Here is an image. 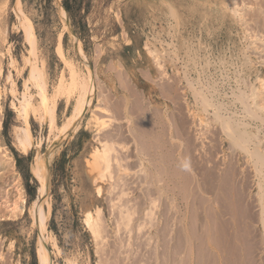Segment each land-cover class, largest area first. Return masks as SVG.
Segmentation results:
<instances>
[{
  "label": "rangeland",
  "instance_id": "374dc122",
  "mask_svg": "<svg viewBox=\"0 0 264 264\" xmlns=\"http://www.w3.org/2000/svg\"><path fill=\"white\" fill-rule=\"evenodd\" d=\"M16 1L17 0H0V66L2 69V73L0 74V157H2L3 159L6 158V163L0 165V177H2V179L4 180V189H6V192L9 191L8 193L10 196L16 193L18 184H21L26 195V210L23 211V214L14 218L10 217L5 210L0 211V264H39V250L42 245L43 239L45 240V244L47 247L46 249L49 252V257L53 264H67V260L69 259L75 260L77 264H131V262L132 264H141V261L143 262L142 264H221L222 259H225L223 260L224 262L222 261L224 264L228 258L234 259L236 257V254L234 253L236 252V249H238V247L241 249L237 250L238 253L236 252L238 255V257L235 258L236 261H234V259L232 262L231 259H228V263L226 264H238L237 261L239 262V260L241 262H239V264H243L242 244L236 241L237 239L232 240L234 239L232 235L235 232L233 224L235 223V220L231 213H235L234 208L229 202V206H226L228 199H225L223 194L219 191L218 194H220L217 197V190H213L214 186H210L212 189L209 187V185H213L214 182V171L212 172V169L214 170V160L216 159L217 162L222 161V157L220 156L221 151L216 152V154L214 155V108L211 105L203 106V103L200 102L199 99L195 98V88H202L201 90L203 91L204 95H206L209 99L211 98L210 100L212 104H214L215 94L216 101L221 100V102L227 103V101L231 100V93L229 92H232V89L237 86L238 79L241 78L239 80V83L243 84L242 80L246 81V78L248 77L246 75H249V83L254 82L253 80L254 78H256L255 71L262 65L259 64L261 58H259L260 60L256 58L258 57L256 56L258 54V50H253L254 47L250 45L251 38L244 39V37H246V30L250 32L252 29L250 30L249 28L254 29L253 26H255L256 23L260 22V19L263 20L264 17H262V10L260 7H264V0H245L244 2L246 4L242 0H237L238 2L236 1L238 6L241 5L239 7L242 9L241 12L243 11L242 13H244L246 11V24H249H244L246 28L243 25H240L242 24V22H239L238 18L233 15L232 9H229L230 5L228 4V1L231 0H68V3L72 7L73 17H71L63 7V0H19L20 16H17L16 13L18 6ZM256 3L258 4V7L260 9L257 7ZM243 4L245 6V10ZM249 5H252L253 8L249 7L250 9H246V7H248ZM257 10L261 14L257 13ZM234 16L236 17V19ZM251 18H255V20L252 19L253 21H256V18L260 19L253 24ZM24 22L28 23V25L31 27V34L33 38L31 43L26 39V32L22 25ZM258 25L259 26H257L256 24V31L258 30L257 27L260 28L261 26L260 23ZM244 28L246 30H244ZM75 31H77V33ZM143 42H145L144 45ZM254 42H256V44L258 42L257 45H260V43L262 45V42L259 43V40H255ZM247 43L254 52L249 49ZM261 45L260 49H264V43L262 47ZM246 46L248 47V49L246 48ZM33 50L36 54V57H33L32 55ZM148 50L154 51V53L158 54V59L161 60H159L160 63H163V68L165 67V77L161 74V70L159 68H156V62H153L155 60L153 56L149 54ZM248 53L250 54L248 55ZM253 53L256 54L253 55ZM261 54L264 55V51ZM34 58H36L37 66L39 65L38 67L40 68V70L42 69L41 72L43 73L44 81L46 82V93L48 96L52 97V100L55 99L53 94L55 92V87L60 79V76H63L62 78L65 84H67L71 78L72 71L75 72L74 75L78 80L84 79L87 82L90 91L94 92L90 101V105L84 112L82 118L77 121L78 127L74 131L70 129L65 134H63L60 133L58 129L50 130L46 120L42 118L41 115L43 112L39 105L40 98L37 94L38 91L32 84V82L29 81L30 62H28L27 60L32 62L34 61ZM254 62L257 64V66L254 64ZM251 63H253L252 66ZM158 69L160 72L158 71ZM120 71H123L122 74L124 73L123 75L126 76V79L128 81H130L129 83L131 87L134 89V91H136V93H138L140 97V103L142 102L143 104L140 106L141 108L138 106V104H135L137 106L135 107L134 105H132V102L125 103V100H123V98L125 99V93L121 91L120 87L118 86L117 78L115 77L120 73ZM8 74H10V79L7 78ZM161 75L162 77L160 78ZM235 77L237 80L235 79ZM215 80L217 83H215ZM164 84L167 86H165ZM158 85L162 86V88ZM108 87L111 89H108ZM26 90H28V92L32 95L31 99L34 105L33 108L35 110L31 109L29 111L27 122H24V116H18V110L20 106V100L22 99V93ZM207 91L211 92V96ZM227 91L228 93L226 94ZM62 93L58 97H56L55 100L57 126H61V124L69 120L70 113L72 112L73 106L75 104L78 91H76L69 98H67V94ZM219 94L221 98L218 97ZM105 95L109 97L107 98V100H110V98L112 99L110 101H113L111 102V104L113 107L115 106V115L117 118H120V121L118 120L117 122H115L114 126L116 127H112V130H118L121 127V130H116V137L120 138V140L122 141L126 140V143L130 144V149L128 148L127 150L129 152L126 153L128 156H130V159H128V161H130L129 165L131 164L130 168L132 165L134 167L131 168L132 171L137 167V165H139V161H141V159L143 158L144 159L142 160V162L144 161V168L145 166H147V169L150 170V172H153L152 164H155L154 172L159 170V160H156L157 164L155 161L158 156H154L156 148L152 143L153 140L150 142L149 140H146L148 138L150 139L151 135L150 137H146L144 135L145 138H142V132L144 130L149 131L150 129H152V127L155 126L159 128L158 125L154 126V123L161 122L162 117H164L162 115H165L168 122L174 120V118L171 119L172 117H174V115L178 116L177 119L180 118L183 122L185 119V123L186 121H188L186 124L184 123V125H186L185 132L187 131L184 135L185 137H182V139H180V141L182 143L184 142L183 144H185L182 145V149H185H183V155L184 151L188 149L187 147L189 144L188 141L184 140H188V138H190L191 141H194L192 143H195V151L193 152L194 155L198 158V160L199 158H201L199 161H205H201V164L199 162L198 164L200 165H197L198 167L194 169V166L191 165L192 162L187 157V160H189L185 161L187 162V164L183 162V167L181 166L178 169L176 168V172L185 177L177 175L174 178L172 176L177 174L173 173L175 172L174 168L178 165H175L171 158L166 159L168 160L167 165L169 164L167 169H171L169 171H171V173L173 174H171L169 177H172V180L180 179L181 182L183 181L182 186L186 185V189H189V187H192L194 185V182L192 183V178H194V176H196V180L199 179L197 181L199 184H197L200 190L198 189L199 191H197V197L193 200L191 199L193 202L192 210L191 208L190 210L188 209L191 204L187 208H185L182 203L183 208L180 206V209L184 214H186L185 216L183 213V215L179 213L180 216L177 214L179 216L177 220H182L183 218L185 219L183 220V222L185 221L184 223L186 224L183 225L181 221H179L180 223L177 222V220L175 219L177 218L176 208L173 206V203L171 204L170 202H168L170 200V197H168L169 199H167L165 198V196H163L161 197L162 200L160 198L157 202L162 203H159V209H157L158 207L156 209L154 208L158 212H156V215L154 217L155 219L152 220V226H150L149 223L146 224L145 227L147 229L144 227L142 230L140 229V232L138 230V237L136 236L137 231L135 230L137 228L135 225H138L139 222L147 220L145 217V211L150 206L149 204H147V200L153 197L154 194L152 195V191L155 193L156 197L158 195V188H156L158 182L157 180L162 175L160 174V176H157L158 172H153L154 175L148 172L150 175L148 176L146 170H144V172L140 171L141 173H143V175L146 174L144 177L148 176L147 179L149 182L153 181L151 182L152 184L149 183L150 188H155L153 190L146 187L148 186V182L146 183L144 181L146 178H144L143 175L139 174L140 172H138L140 176H138L137 174L135 177L136 173L134 172L138 170H134V175L132 176L136 179L132 180L133 177L129 176L130 174L128 175L130 179L125 175L123 176V181H125L126 183H124L127 185H121L124 183H122L123 181L120 180H118L119 184L117 185V181L114 180L116 182H114V184L117 185L116 189H110L107 188L109 187L108 182H104L103 189H105L102 192L103 194L100 197H97L96 194H94L92 183L88 181L84 175V160L86 157H88L90 149L95 143V141L93 140V133L96 128H99V124L97 125V121L94 120L93 122H90L89 118L94 112L93 108H98V106L95 105L99 103V101V104H104V102L106 101ZM103 99H105V101ZM198 101L202 104H200ZM118 103H124L122 104V107L126 106V110L125 108H121V105L117 106ZM177 105H179L178 108H176ZM129 106H131L132 111H129ZM146 106H148L147 109ZM138 107L139 110L141 109L140 111L138 110ZM142 109H144L145 111L148 110L147 113L145 111H142ZM98 111L99 110H97L96 114L101 115V113L98 114ZM132 112L134 113V115H132ZM140 112L142 114L138 115V113ZM125 114L131 119L130 121L133 124L130 121H127V119H125L124 121L121 118ZM183 115L185 116V118ZM193 115L195 118L201 116L204 121H206L207 119L208 121L206 122H208L209 124L205 126L202 123V126H195L197 125V123H195L196 121H194L195 118L193 117ZM134 116L136 117V119H134ZM140 121H144L143 123L146 122L145 124H147L148 126H145ZM94 124L96 126H94ZM22 125L31 132L33 138V144L26 153H24L17 146L15 138V133L18 126ZM150 125H152V127ZM128 126H131L134 129V136H136V139L133 138L129 133ZM134 126L136 127V129L138 127L139 130H136ZM120 132L121 134H123L122 137L125 135L124 140L123 138H121ZM198 133H202L199 137L201 139L196 138L195 134L198 135ZM137 134L139 135V139L137 138ZM172 141L176 142L175 139H173ZM140 145H143V147ZM152 145L154 147H152ZM226 147L227 146H225V149ZM119 152L122 153L121 155H123L122 151ZM146 152H148L149 156ZM168 152L169 149L168 151H166V153ZM205 152H209L207 154L208 157ZM4 153L6 156H10L11 160L7 157L4 158ZM38 153L41 156L42 167L39 174L34 175V173L32 172V166L34 164L35 156ZM28 154L30 155V159L24 160L22 162V170L26 171L27 167L29 168V173L31 175V191H35V197L33 199L31 195L28 194L24 185V180L22 178V172H20L16 165L17 156ZM166 155L168 157H172V154ZM184 156L186 158V155ZM201 156H203L204 159ZM209 156H211L212 160H209L211 159ZM205 157H207L208 159ZM46 158H48V168L46 167ZM206 159L208 160V163L206 162ZM205 162L206 164H204ZM241 163H243V161ZM211 164L212 166H210ZM170 165L172 168L170 167ZM138 167L140 168V166ZM113 169L114 173H117V171L115 172V165ZM169 171L167 173L170 174ZM151 175L153 177H151ZM190 176H192V178ZM189 177L192 179L191 183L189 181H185L186 179L188 180ZM115 178L116 177H114V179ZM143 178L144 180H142ZM33 179L36 182H34ZM136 180L138 182H136ZM139 183H141L142 185H139ZM144 183H146L147 185ZM252 183L254 182L250 183L251 188L249 190H253L255 192L256 186ZM158 184H161V182H158ZM118 186L119 188L121 187V189H119ZM169 186H173V181L171 182L170 180ZM130 187L133 188L131 189ZM142 187L143 189H148L149 192L146 191V194L148 192L147 196L144 194L145 192H142ZM126 188H128V191L126 190ZM202 188H204V190ZM1 189L2 188H0V190ZM183 189H185V187ZM207 189H209V192H207ZM117 190H124L125 192H127L126 195L128 197L123 196L122 198H120V201L122 203L115 201V198L118 196L116 195L118 192ZM185 190L182 191L184 194L182 195L186 198V196L189 194L188 191H190L191 188L186 193ZM210 191H212L213 193L211 194ZM41 194L43 195L41 196ZM143 194L148 199L143 196ZM150 194L152 195L151 197L149 196ZM185 194L187 195L185 196ZM253 194L254 193H252V195ZM222 196L224 199H220L222 198ZM144 197L147 200L145 199V201H143ZM133 198L135 201L132 200ZM164 198L168 201L164 200ZM207 198H210V202L209 200H207L208 203H206L207 201L205 202L204 200ZM217 200L222 201V203H219L223 206H226L223 210V212H226L225 216L228 214L227 209L229 211L232 210L229 212L230 215L228 214L227 217L223 216L224 218L221 217V219L219 216H216V214L220 215L218 213H220V211H222L221 209H223L222 205H220ZM117 201L119 200L117 199ZM124 201H129L127 202V204L129 205L133 204L134 208H131L130 206L129 207L130 209L134 210H138L137 208H135V206L137 205L134 204H138L139 207H141L142 205L141 209L138 207L139 210L136 212L134 211V213L136 214H133L134 220H131L132 222L130 223L132 227L129 225V229L125 228V226L123 227L119 223V226H117L118 224L115 223L120 217L119 211L123 208L121 204L126 203ZM194 201H196L198 205L196 202L194 204ZM214 202H216V205H214ZM34 203L43 208L45 214L44 232H42L40 227L33 224L32 217L29 213V209ZM254 203L256 202L254 201ZM113 204H115V206H113ZM167 204L172 206L170 207ZM205 204H208L209 207L211 205L213 206H211L213 210L210 207L209 211L212 212V214L215 213V215H211L209 211H207L209 207H207V205ZM94 205L99 206L102 209L100 213L102 217H100L103 225L102 229L104 228L102 233L103 239L99 240V243L97 242V244L92 239L90 232L83 223V211L87 207ZM118 205L122 208L120 209ZM144 205L145 208L143 207ZM196 205L197 207L199 206L198 210ZM201 205H203L202 208L204 209H200ZM219 205L222 208H220ZM123 206L127 205L125 204ZM167 206L170 208H168ZM216 206L218 209H216ZM143 208L145 211L143 210ZM165 208H168L167 212ZM123 210H125V208ZM168 213L170 215H166ZM171 213L173 214V216H175L174 219L171 217ZM205 214H208L209 216H206ZM163 215L166 216L164 217ZM210 216H213V218L217 220L219 218V221H214L215 223H220H216L217 229L215 228L216 225L212 223L213 220L211 219L213 218L211 217V219H208L210 218ZM191 218L194 220H192ZM205 218L208 219V222ZM227 218H231L229 219L231 221L227 220ZM157 219H159V223L157 222ZM203 219H205V222ZM170 220H172V223L175 221L174 224L169 222ZM191 220L192 222H190ZM223 220L232 223L227 224ZM118 222L120 221L118 220ZM155 222H157L158 224ZM176 222L179 224H177ZM221 222L222 224L224 222L226 223V225L223 224L225 225V229H223ZM175 223L179 225L177 227L182 234L177 230V227H175ZM171 225H174V227H172ZM182 225L183 227L185 225L186 226L183 228ZM211 225H213L214 227H211ZM220 225L221 227L219 228ZM231 225L233 229L232 227H230ZM120 226L122 227V229ZM164 226L166 230L169 228L168 230L172 229L171 231L176 233L177 237L175 234L174 235L177 240L173 238L174 235L173 233H170L171 231L167 232V235H165L166 239L169 238V236H171V239L169 238L170 240H163V237H165L163 234H165L166 231ZM168 226H170L171 229ZM197 227H200L201 229H198ZM207 227L209 230L207 229ZM228 227L234 231L232 232L229 229V232L232 233H229V236H227L226 234V232L228 233ZM134 228L136 229L134 230ZM187 228L189 230V233L191 232V236H188L190 234H188L186 230L184 231L185 236L183 235L184 232H182V230ZM214 228L218 231H220L221 229L222 231H220V234L223 233V236L224 231L226 230L225 234L227 237L224 236V238L228 243H223V247L221 246V243L217 241L218 238L216 237L217 235L219 236V232L216 233L217 231L215 232ZM124 229H127L128 232L127 230L124 231ZM204 229H206V231ZM129 230H131L132 232L130 231V233ZM214 232L216 234V237ZM168 233H170L171 235L168 236ZM128 234H130L132 237L130 235L128 236ZM146 234L148 236H145ZM161 234L163 235L162 237H160ZM230 236L231 238H229L230 240L228 241V237ZM52 237L58 244V247L60 249L59 252L55 250L52 245ZM147 238L148 240L150 238V243H147ZM178 239L180 240L179 242H183V246H180V248L179 245L181 244L178 245L179 242L175 243V240L178 241ZM127 241L131 245L128 243V246V244L126 243ZM164 241H166V243ZM215 241L219 244L215 245ZM230 241H236L235 243L233 242L236 245L230 243ZM226 243H230V246H227ZM140 244L142 245L139 246ZM231 244L235 247H238L235 248ZM176 246L179 249H177ZM216 246L221 247V249L218 247L220 251L225 247V249L228 250H224L226 252L229 251L227 252L228 254L230 253V251L233 252L234 249L235 251L233 252V254L230 253L229 257L227 253H225V251H221L220 253L218 251L219 249ZM231 246L234 249H229V247ZM260 246L261 245H259V247ZM262 247L261 249L263 251L261 249H258V251H260L257 258H259V256L263 254L261 257L264 259V247ZM188 248L190 249L188 250ZM166 250L167 254L164 253L166 252ZM172 250H175L177 253L180 252L179 255H175L176 252H173ZM154 252L156 255L158 254L159 257H161L162 255V258H158V255L156 257V255H154ZM171 252L174 254L173 256H175V258L178 257V260L175 259L176 261H174L172 255H170ZM217 252H219L220 254L225 253L223 257H225V255L226 257L218 258L217 256L219 255V253L217 254ZM129 255H132V257H130ZM165 255H168V258ZM214 255L217 256L214 257ZM231 255L235 256L232 258ZM239 255L241 259H239ZM164 256L165 258H167L166 261L168 262L164 261ZM179 256L182 258H180ZM133 257L137 260L135 261L134 259H132ZM171 257L173 260L171 259ZM170 261H172V263Z\"/></svg>",
  "mask_w": 264,
  "mask_h": 264
},
{
  "label": "bare ground",
  "instance_id": "6f19581e",
  "mask_svg": "<svg viewBox=\"0 0 264 264\" xmlns=\"http://www.w3.org/2000/svg\"><path fill=\"white\" fill-rule=\"evenodd\" d=\"M236 1L237 0H231V1H228L229 3V9H232V12H233V15H235L237 18H238V21L239 22H242V24H240V25H243L244 26V24L245 25H249V24H246L247 23V20L245 19L246 17H245V13H246V11L244 12V13H242L241 12V8H239L240 6H238V4L236 3ZM243 2L245 1V0H242ZM17 2V6H18V9H17V16H20V9H19V4H20V1L19 0H17L16 1ZM238 2V1H237ZM245 3V2H244ZM132 4V3H131ZM246 4V3H245ZM257 4V3H256ZM254 5V4H253ZM243 6H244V4H243ZM260 6V5H259ZM127 7V6H126ZM249 7H251V8H253L252 7V5H249L248 7H246V9L248 8V9H250ZM257 7H258V4H257ZM259 8V7H258ZM261 8V10H262V17H264L263 15H264V10H263V8L262 7H260ZM259 8V9H260ZM244 10H245V6H244ZM260 10V11H261ZM22 11V10H21ZM22 13V12H21ZM257 13H259V11L257 10ZM259 14H261V13H259ZM234 16V17H235ZM236 17H235V19H236ZM257 17V16H256ZM20 18V17H19ZM261 18V17H260ZM259 18V19H260ZM21 19V18H20ZM19 19V20H20ZM253 18H251V20H252ZM259 19H257L256 18V21H253V20H255V18L252 20V23L254 24V23H256L257 22V20H259ZM261 21L260 22H258V23H256L257 24V26H259L258 24L260 23V28L259 27H257L258 28V30L256 31V24H255V26H253L254 27V29L253 28H249L251 31L249 32V31H247L245 28H246V26H244L245 28H244V30H246V37H244V39H246V38H251L252 39V41H251V39H250V45H252V47H254V49L253 50H255V51H257V55L256 56H258V57H256L257 59H259V58H261V60H260V63L259 64H262L261 65V67H259L258 69H256V71H255V76H256V78H254V82H251V83H249V79H248V77H250L249 75H246V76H248L247 78H246V81L244 80H242V83L243 84H240L239 83V80L241 79H236V77H235V79L238 81V84H237V88L235 89V88H233V89H235V90H233L232 88V92H229V93H231L230 95H231V100H229V101H227V103L226 102H221V100L220 101H216L215 100V95H214V104H212L211 103V98L209 99V98H207V96L206 95H204V93H203V91L199 88H195V98H197V99H199L200 100V102H202L203 103V106H207V105H211L213 108H214V111H213V114H214V155L216 154V152H218V151H221V154H220V156L222 157H220L221 159H222V161H216V159L214 160V170L212 169V172L214 171V178H213V176H212V178H213V180H214V182L213 181H211V182H213V185L211 184V185H209V187L211 186H214V188H213V190H217V192H216V194H217V197L219 196V194L220 193H222L223 194V196H224V198L225 199H228L227 200V203H226V206L228 205L229 206V204H228V202L232 205V207L234 208V212L235 213H231L232 215H233V218H234V222L235 223H233L234 224V230H235V232L233 231V230H231V228H229L228 227V233L226 232V230L224 231V236H226V234H227V236H229V233H231V232H229V229L232 231V232H234V234L232 235V237L234 238V239H232V240H236V241H238L240 244H242V250H243V252H242V255H243V258H242V263L243 264H264V259L261 257V256H259V258H257V256H258V254H259V251H258V249H261V247H262V245H263V247H264V55H262L261 53L264 51V49H260V45H261V43L260 42H262V45H263V43H264V18H263V20L262 19H260ZM237 22V21H236ZM250 23V22H249ZM239 24V23H238ZM23 27H24V29H25V32H26V39L28 40V41H30V43H31V41L33 40V38H32V34H31V27L28 25V23H26V22H24L23 24ZM21 25V26H22ZM16 27H18V26H16ZM168 27V26H167ZM251 27V26H250ZM243 32H245V31H243ZM169 33V32H168ZM178 33V32H177ZM171 35V34H170ZM245 35V34H244ZM182 39V38H181ZM172 40V39H171ZM255 40H259V43H260V45H257L258 44V42H257V44H256V42H254ZM165 41V40H164ZM173 41V40H172ZM34 43V42H33ZM144 43L145 42H143V45H144ZM184 43V42H183ZM249 43V42H248ZM248 43H247V45H248ZM257 46H256V45ZM262 45H261V47H262ZM146 46V45H145ZM249 46V45H248ZM35 47V46H34ZM263 47H264V45H263ZM246 48L248 49V47L246 46ZM245 48V49H246ZM7 49V48H6ZM244 49V50H245ZM249 49H251L250 48V46H249ZM151 50V49H150ZM186 50V49H185ZM252 50V49H251ZM252 50V52H254ZM137 51V50H136ZM149 51V50H148ZM248 52H249V50H248ZM162 53H163V51H162ZM207 53V52H206ZM251 53V52H250ZM250 53H248V55L250 54ZM149 54H151V56H153V58H154V60L155 61H153V62H156V68H159L160 70H161V74L164 76L165 75V67L163 68V66L164 65H162L161 63H160V59H158V54L157 53H154V51H149ZM252 54V53H251ZM254 54H256V53H253V55ZM32 55H33V57H36L35 55V52H34V50H33V53H32ZM32 55H30V56H32ZM195 55V54H194ZM180 56V55H179ZM189 56V55H188ZM192 57V56H191ZM246 57V56H245ZM193 58V57H192ZM248 58V57H247ZM195 59V58H194ZM249 59V58H248ZM160 60V61H159ZM164 60V59H163ZM173 60V59H172ZM181 60V59H180ZM26 61V60H25ZM28 62H30V78H29V81H31L32 82V84L36 87V89H37V91H38V95H39V98H40V100H39V105H40V107H41V109H42V118L43 119H45L46 120V122H47V124H48V126H49V129L50 130H53V129H58L59 130V132L60 133H63V134H65L68 130H70V129H72L73 131L78 127V123H77V121L79 120V119H81L82 118V116H83V114H84V112L86 111V109L88 108V106L90 105V101H91V98H92V95H93V93L94 92H92V91H90V89H89V86L87 85V82L84 80V79H80V80H78L77 79V77H75V72L74 71H72V73H71V78H70V80L68 81V83L67 84H65V82H64V80H63V76H60V79H59V81H58V83H57V85H56V87H55V92H54V97H55V99H53L52 100V97L51 96H48L47 95V93H46V82L44 81V77H43V73L41 72V70H40V68L37 66V64H36V58H34V61H29V60H27ZM26 61V62H27ZM175 61H176V59H175ZM226 61V60H225ZM207 62V61H206ZM248 62V61H247ZM251 62H252V60H251ZM262 62V63H261ZM185 63V62H184ZM249 63H250V61H249ZM230 64V63H229ZM252 64L253 63H251V66H252ZM254 64L257 66V64L254 62ZM41 65V64H40ZM214 65V64H213ZM245 65H246V63H245ZM259 66V65H258ZM205 67V66H204ZM42 68V67H41ZM246 68H247V66H246ZM249 68V67H248ZM123 69V68H122ZM159 69H158V71H159ZM236 69V68H235ZM116 70H117V68H116ZM184 70V69H183ZM245 71V70H244ZM248 71V70H247ZM246 71V72H247ZM123 72V71H122ZM122 72L120 71V73L119 74H117L115 77L117 78V82H118V86L120 87V89H121V91L123 92V93H125V99L123 98V100H125V103H131L132 102V105H134L135 107H137L136 105L138 104V106L140 107L141 105H143L142 104V102L140 103V97H139V95H138V93H136V91H134V89L131 87V85H130V81H128L127 79H126V76H124L123 74H122ZM160 72V71H159ZM158 72V73H159ZM220 72V71H219ZM229 72V71H228ZM250 72V71H249ZM2 73V69H1V66H0V74ZM227 73V72H226ZM252 73H253V71H252ZM61 74V73H60ZM235 74V73H234ZM247 74V73H246ZM251 74V73H250ZM162 75L160 76V78L162 77ZM166 75H167V73H166ZM189 75V74H188ZM244 75H245V73H244ZM253 75V74H252ZM175 76V75H174ZM230 76V75H229ZM158 77V76H157ZM165 77V76H164ZM7 78H9L10 79V74H8L7 75ZM114 78V77H113ZM159 78V77H158ZM158 78H157V80H158ZM179 78V77H178ZM187 78V77H186ZM196 78H197V76H196ZM199 78V77H198ZM147 79V78H146ZM156 79V78H155ZM203 79V78H202ZM227 79V78H226ZM115 80V79H114ZM188 80V79H187ZM236 80H235V82H236ZM167 81V80H166ZM190 81H192V80H190ZM207 81V80H206ZM218 81V80H217ZM231 81V80H230ZM248 81V82H247ZM251 81V80H250ZM151 82V81H150ZM186 82V81H185ZM234 82V83H235ZM241 82V81H240ZM215 83H217L216 82V80H215ZM214 83V84H215ZM229 83V82H228ZM117 84V83H116ZM211 84V83H210ZM162 85V84H161ZM165 85V84H164ZM163 85V86H164ZM169 85H171V84H169ZM196 85V84H195ZM203 85V84H202ZM231 85V84H230ZM158 86H160V85H158ZM165 86H167V85H165ZM205 86V85H204ZM215 86V85H214ZM161 88H162V86H160ZM160 87H158V88H160ZM191 87H192V84H191ZM224 87V86H223ZM174 88V87H173ZM190 88V87H189ZM206 88V87H205ZM215 88H217V87H215ZM108 89H111V88H109L108 87ZM119 89V88H118ZM168 89V88H167ZM117 90V89H116ZM163 90V89H162ZM178 90V89H177ZM191 90V89H190ZM194 90V89H193ZM207 90V89H206ZM210 90V89H209ZM215 90V89H214ZM220 90V89H219ZM218 90V91H219ZM230 90V89H229ZM76 91H78V93H77V96H76V101H75V104H74V106H73V109H72V112L70 113V118H69V120L67 121V122H65V123H63V124H61V126H57V123H56V111H55V106H56V103H55V100H56V97H58L62 92L63 93H65V94H67V98H69L71 95H73ZM108 91V90H107ZM166 91V90H165ZM202 91V92H201ZM217 91V90H216ZM221 91V90H220ZM161 92V91H160ZM169 92V91H168ZM192 92H194V91H192ZM208 92V91H207ZM223 92V91H222ZM62 93V94H63ZM208 93H210V96H211V92L209 91ZM228 93V91L226 92V94ZM194 94V93H193ZM218 94V93H217ZM222 94V93H221ZM224 94H225V91H224ZM124 95V94H123ZM167 95H168V93H167ZM176 95V94H175ZM223 95V94H222ZM103 96V95H102ZM101 96V97H102ZM131 96H132V99H131ZM182 96V95H181ZM105 99H106V101H105V99H103L105 102H104V104H99L100 103V101H99V103H97L95 106H98V108L97 109H95V107L93 108V110H94V112L92 113V116L89 118V121L91 122H93L94 120L95 121H97V125L99 124V128H96V130L94 131V133H93V140L95 141V143H94V145L92 146V148L90 149V152H89V154H88V157H86L85 158V160H84V175H85V177H86V179L88 180V181H90L91 183H92V185H93V189H94V194H96V196L97 197H100L103 193V190L105 189H103V184H104V182H108V184H109V187H107V188H110V189H116V186L119 184L118 183V180H120V181H123L124 180V175L126 176V177H129V176H132V175H134V173H136L135 174V177H136V175L138 174V172H140V171H143L144 172V170H146V173L148 174V176H150L149 175V173L148 172H150V170H148L147 169V166H145V168H144V165H143V162H142V160L144 159H141V161H139V165H137V167H136V165H135V169L134 170H138V171H135L134 172V170L132 171V169L131 168H134L133 167V165L131 166V168H130V165H129V162L130 161H128V159H130V156H128L127 155V153L126 152H129V151H127L128 150V148H129V145L130 144H127L126 143V140L125 141H122V140H120V138H117L116 137V134H117V132H116V130L117 129H114V131L112 130V127H116V126H114L115 125V122H117L118 120L120 121V118H117L116 117V111L114 110V107L112 106V104H111V102H113V101H110V100H112L111 98H110V100L108 99L107 100V98H109V97H107V95H105ZM124 97V96H123ZM209 97V96H208ZM218 97H220L221 98V96H220V94H219V96ZM223 97V96H222ZM32 95L28 92V90H26V91H24L23 93H22V99L20 100V106H19V110H18V116H20V115H23L24 116V122H27V117H28V115H29V111L31 110V109H34L33 107H34V105H33V103H32ZM170 98H173V97H170ZM169 98V99H170ZM193 98V97H192ZM213 98V97H212ZM101 99V98H100ZM166 99H168V98H166ZM223 99V98H222ZM226 99V98H225ZM228 99V98H227ZM99 100V99H98ZM102 100V101H103ZM173 100V99H172ZM175 100V99H174ZM194 100H196V99H194ZM224 100V99H223ZM222 100V101H223ZM176 101V100H175ZM226 101V100H225ZM195 102V101H194ZM199 102V101H198ZM199 102V103H200ZM74 103V102H73ZM144 103V102H143ZM171 103H172V101H171ZM202 103H200V104H202ZM122 104H124V103H122ZM122 104H120V103H118L117 104V106H120L121 108H125L126 106H123L122 107ZM136 104V105H135ZM174 104V103H173ZM178 104H179V102H178ZM113 105H115V104H113ZM214 105V106H213ZM145 106V105H144ZM176 106V105H175ZM178 106L179 105H177V107L176 108H178ZM130 108H128L129 109V111L131 110L132 111V109H131V106H129ZM133 107V106H132ZM139 107H138V110H139ZM141 108V107H140ZM148 108V106H146V109ZM175 108V109H176ZM181 108V107H180ZM204 108V107H203ZM206 108V107H205ZM120 109V108H119ZM173 109V108H172ZM202 109V108H201ZM35 110V109H34ZM96 110V111H95ZM97 110H99L98 112V114H100L101 113V115H97L96 113H97ZM125 110H126V108H125ZM141 110V109H140ZM139 110V111H140ZM155 110V109H154ZM162 110V109H161ZM178 110H180V109H178ZM41 111V110H40ZM142 111H145L144 109H142ZM147 111L148 110H146L145 112L147 113ZM160 111V110H159ZM161 112V111H160ZM121 113V112H120ZM133 113V112H132ZM145 113V114H146ZM175 113V112H174ZM174 113H173V115H174ZM122 114V113H121ZM139 114H142L141 112L140 113H138V115ZM161 114V113H160ZM159 114V115H160ZM178 114V113H177ZM181 114V113H180ZM184 114V113H183ZM131 115V114H130ZM132 115H134V113L132 114ZM144 115V114H143ZM148 115V114H147ZM158 115V116H159ZM118 116V115H117ZM123 116V115H122ZM150 116V115H149ZM162 116H164L165 117V115H162ZM184 116V115H183ZM196 116V115H195ZM135 117V116H134ZM162 117V120H161V122H153L154 123V126L155 125H158L159 126V128H157L156 126L155 127H152V125H150L151 127H152V129H150L149 131L147 130V131H143L142 132V134H143V136H142V138L144 137L145 138V136L146 137H150V135H151V140L148 138V139H146V140H149V142L150 141H152V143L154 144V146H155V148H156V151H155V154H154V156L156 155V156H158V158L157 157H155V158H157V159H155V161L156 160H159V170L158 171H156V172H158L157 173V176H160V174H162L159 178H158V182H161V184H158V182H157V187L156 188H158V191H157V193H158V195H157V193H156V195H157V197L155 196V193L152 191V195H153V197L152 198H147L146 196H147V194H148V189L146 190L145 188L143 189V187L141 188V189H143L142 190V192L146 195H144L143 194V196H145L144 198H143V201H145V199L148 201V203L147 204H149L150 206L147 208V210L145 211L144 210V208H145V205L143 206L144 208H143V210L145 211V213H146V215H145V217H146V221L144 220V221H142V222H145V223H142V222H139L138 223V225L136 224L135 226H136V228H134V230L135 231H137V233H136V236H137V234H138V230H139V232L145 227V225L146 224H148L149 223V225L150 226H152V220L153 219H155L154 217H155V215H156V212H158V211H156L155 209L160 205L159 203H161V202H159V203H157L158 202V200L161 198V197H163V196H165V198H167V199H169L168 197H170V200L168 201L167 199H165L164 198V200H167L168 202H170L171 204L173 203V206L176 208V215L178 214L179 215V213H183V211L180 209L181 207H182V203H183V205H184V207L185 208H187L190 204V207H188V209L190 210V208H191V210H192V200L193 199H195L196 197H197V191H199L200 189L198 188L199 186H198V180H196V176H194V175H192V176H194V178H192V176H190L192 179H193V181H192V183L194 182V185L192 186V185H190V184H188V185H190V186H192V187H189V189L191 188V193H190V191H188L189 189L187 188L186 189V185H183L184 187H185V189H183L184 187L182 186V182L180 181V179H171L172 177H174L175 178V176H177V175H179V176H181L180 174H178V172H176V170L179 168V167H181L183 164V162L184 163H186L187 164V162H185L188 158H189V160L192 162L191 163V165L192 166H194V169L196 168V167H198L197 165H200L201 164V161H199L201 158H199V160H198V158L194 155V151H195V147H194V144L195 143H192V142H194V141H191L190 140V138H188V140L187 139H185L184 141H188V149L186 150V151H184V155H186V158H185V156L183 155V149H182V145H185V144H183L181 141H180V139H182V137H185L184 135H185V133L187 132H185V126L186 125H184V123H185V119H184V122L179 118V119H177V117L178 116H175L174 115V117H172L171 119H173L174 118V120H172V121H174V122H168L167 121V118L165 117ZM169 117V116H168ZM175 117H176V119H175ZM179 117H180V115H179ZM193 117H194V115H193ZM124 121H125V119H127V121H130L131 119L125 114L123 117H121ZM143 118V117H142ZM184 118H185V116H184ZM195 118V117H194ZM206 118V117H205ZM211 118V117H210ZM41 119V118H40ZM134 119H136V117L134 118ZM147 119V118H146ZM166 119V120H165ZM183 119V118H182ZM140 120H141V118H140ZM145 120V119H144ZM148 120V119H147ZM169 120V119H168ZM187 120V119H186ZM167 121V122H166ZM194 121H196L195 123H197V125H195V126H198V125H201L202 123L205 125V126H207L209 123L208 122H206V121H208L207 119H206V121H204L202 118H201V116H198V117H196L195 118V120ZM131 122V121H130ZM134 122V121H133ZM136 122V121H135ZM141 122V121H140ZM144 122V121H143ZM143 122H141V123H143ZM188 121H186V123H187ZM126 123H128V122H126ZM132 123V122H131ZM137 123V122H136ZM146 123V122H145ZM145 123H143L145 126L147 125V124H145ZM153 123H150V124H153ZM174 123V124H173ZM185 123V124H186ZM133 124V123H132ZM118 125V124H117ZM128 125V124H127ZM134 125H136V124H134ZM139 125V124H138ZM144 125H141V126H144ZM94 126H96L95 124H94ZM119 126H121V125H119ZM140 126V125H139ZM148 126V125H147ZM202 126V125H201ZM129 127V126H128ZM17 128V127H16ZM118 128V127H117ZM121 128V127H120ZM119 128V129H120ZM134 128L136 129V127L134 126ZM0 129H1V119H0ZM118 129V130H119ZM128 129V128H127ZM142 129V128H141ZM140 129V130H141ZM117 130V131H118ZM121 130V129H120ZM126 130V129H125ZM136 130H139L138 129V127H137V129ZM135 130V131H136ZM143 130V129H142ZM200 130V129H199ZM113 131V132H112ZM129 133L132 135V137L133 138H135L136 139V136H134L135 135V133H134V129L130 126L129 127ZM202 131V130H201ZM116 132V133H115ZM125 132V131H124ZM204 132V131H203ZM103 133V134H102ZM119 133V132H118ZM200 133V132H199ZM198 133V135L197 134H195L196 135V138H199L200 136H201V134H199ZM62 134V135H63ZM130 134H129V136H130ZM15 138H16V144H17V146L24 152V153H26L30 148H31V146H32V144H33V138H32V134H31V132L27 129V128H25L23 125L22 126H18V128H17V131H16V133H15ZM119 135V134H118ZM120 135H121V138H123V140H124V136L122 137V135L123 134H121V132H120ZM138 135V134H137ZM145 135V136H144ZM198 136V137H197ZM57 137V136H56ZM119 137V136H118ZM138 139H139V135H138V137H137ZM187 138V137H186ZM126 139V138H125ZM173 139H175L176 140V142H174V141H172ZM199 139H201V138H199ZM177 141H179V142H177ZM129 142V141H128ZM131 142V141H130ZM132 142H134V141H132ZM140 142V141H139ZM142 142V141H141ZM187 143V142H186ZM140 144V143H139ZM147 144V143H146ZM150 144V143H149ZM144 145V144H143ZM143 145H140V146H142L143 147ZM149 146V145H148ZM153 145H152V147H154ZM187 146V145H186ZM196 146V145H195ZM225 146H227L226 147V149H225ZM138 147V146H137ZM135 148V147H134ZM154 148V149H155ZM130 149V148H129ZM136 149V148H135ZM134 149V150H135ZM153 149V148H152ZM168 149H169V152L168 153H166V151H168ZM185 150V149H184ZM119 151H122L123 152V155H121L122 153H120ZM209 151V150H208ZM228 151V152H227ZM5 152V151H4ZM213 152V151H212ZM147 154H148V152H146ZM150 153V152H149ZM206 153V152H205ZM209 153V152H208ZM208 153H206V155L208 154ZM166 154H172L171 156L172 157H168ZM143 155V154H142ZM213 155V156H214ZM219 155V154H218ZM217 155V156H218ZM131 156H133V155H131ZM148 156H149V154H148ZM200 156V155H199ZM198 156V157H199ZM4 158L5 157H7L8 159H10L11 160V157L10 156H6L5 155V153H4V156H3ZM141 157V156H140ZM140 157H138V158H140ZM188 157V158H187ZM202 158H203V156H201ZM207 157H208V155H207ZM207 157H205V158H207ZM210 158H211V156H209ZM215 157V156H214ZM132 158V157H131ZM168 158H171V160H173V162H174V164L175 165H178L177 167H175L174 169V171L175 172H173V173H177L176 175H174V176H172L171 178L169 177L172 173H171V171H169V170H171V169H167V167H168V165H167V161L168 160H166V159H168ZM184 158H185V160H184ZM204 159V158H203ZM208 159V158H207ZM206 159V162L208 161ZM218 159V158H217ZM6 158L5 159H3L2 157H0V165H2V164H5L6 163ZM150 160V159H149ZM170 160V161H171ZM189 160H187V161H189ZM209 160H212V158L211 159H209ZM132 161V160H131ZM146 161V160H145ZM151 161H152V159H151ZM154 161V162H155ZM169 161V162H170ZM205 161V160H204ZM204 161H202V162H204ZM216 161V162H215ZM243 161V163H241ZM200 162V164H198ZM206 162L204 163V164H206ZM171 163V162H170ZM190 163V162H189ZM208 163V162H207ZM134 164V163H133ZM138 164V163H137ZM151 164V163H150ZM150 164H148V165H150ZM156 164H157V161H156ZM114 165L116 166V169H115V172L117 171V173H114ZM143 165V166H142ZM154 165L155 164H152V170H153V172H154V170H155V168H154ZM174 165V166H175ZM189 165V164H188ZM203 165V164H202ZM6 166V165H5ZM138 166H140V168L138 167ZM205 166V165H204ZM208 166V165H207ZM210 166H212V164L210 165ZM209 166V167H210ZM41 156H40V154L38 153V154H36V156H35V159H34V164H33V166H32V172L34 173V175H38L39 174V172H40V170H41ZM144 169H143V168ZM170 167H171V165H170ZM172 167H173V163H172ZM171 167V168H172ZM183 167V166H182ZM138 168V169H137ZM154 168V169H153ZM177 168V169H176ZM188 168V167H187ZM193 168V167H192ZM151 169V168H150ZM161 169V170H160ZM189 169V168H188ZM148 170V171H147ZM170 172V174L169 173H167L168 171ZM190 170V169H189ZM198 170V169H197ZM204 170V169H203ZM131 171H132V173H131ZM194 171V170H193ZM202 171V170H201ZM153 172H150V174L152 173L153 174ZM156 172H154V173H156ZM192 172V171H191ZM199 172V171H198ZM203 172V171H202ZM185 173V172H184ZM130 174V175H129ZM139 174H141V175H143V173H139ZM138 174V176H140ZM145 174V173H144ZM159 174V175H158ZM190 174V173H189ZM203 174H205V173H203ZM116 175V176H115ZM129 175V176H128ZM146 175V174H145ZM145 175H143V177L145 176ZM154 175V174H153ZM173 175V174H172ZM196 175V174H195ZM137 176V177H138ZM148 176L147 177H144V178H146L145 180H144V178L142 179V180H144L147 184H148V186H146V187H148V188H150V185H149V183L150 184H152L151 182H153V181H151V182H149L148 181ZM183 176V175H182ZM181 176V177H182ZM200 176V175H199ZM114 177H116L115 179H114ZM133 177V176H132ZM135 177H133V179L132 180H134V179H136ZM151 177H153L152 175H151ZM155 177V176H154ZM180 177V178H181ZM183 177H185V176H183ZM189 177V179L187 180H185L184 178V180L185 181H189L190 183H191V178ZM202 177V176H201ZM206 177V176H205ZM139 178V177H138ZM177 178V177H176ZM179 178V177H178ZM212 178H211V180H212ZM128 179V178H127ZM129 179H130V177H129ZM157 179V178H156ZM48 180V179H47ZM114 180H116L117 181V183L114 181ZM138 180V179H137ZM136 180V182H138ZM170 180H171V182L173 181V186H169V182H170ZM140 181V180H139ZM154 181H155V179H154ZM114 182L117 184H114ZM125 181H123L122 183H124ZM135 182V183H136ZM140 182H142V181H140ZM251 182H254V183H252L253 185L255 184V186H256V188H255V192L253 191V190H249L250 188H251ZM126 183V182H125ZM121 184V185H127V184ZM134 183V184H135ZM143 183V182H142ZM146 183H144V184H146ZM155 183V182H154ZM186 183V182H185ZM198 183V184H197ZM129 184V183H128ZM141 183H139V185H140ZM146 184V185H147ZM187 184V183H186ZM209 184V183H208ZM130 185V184H129ZM133 185V184H132ZM136 185V184H135ZM142 185V184H141ZM171 185V184H170ZM204 185V184H203ZM252 185V186H253ZM4 180L2 179V177H0V188H2L1 190H0V211H3V210H5L7 213H8V215L10 216V217H12V218H14V217H17V216H19V215H21V214H23V211H25L26 210V195H25V191H24V189H23V187L21 186V184L19 183L18 184V186H17V191H16V193L14 194V195H9V191H7L6 192V189H4ZM131 186V185H130ZM145 186V185H144ZM153 186V185H152ZM207 186V185H206ZM123 187V186H122ZM134 187V186H133ZM132 187V188H133ZM210 187V188H211ZM118 188H119V186H118ZM129 188V187H128ZM128 188H126V190L128 189ZM131 188V187H130ZM131 188V189H132ZM119 189H121V187L119 188ZM123 189V188H122ZM150 189H152V188H150ZM149 189V190H150ZM153 189H155L154 187H153ZM152 189V190H153ZM183 189V190H182ZM199 189V190H198ZM203 190H204V188H202ZM212 189V188H211ZM125 190V189H124ZM124 190H117L118 192H117V194L116 195H118L116 198L119 200V201H117V199L115 198V201L116 202H121L120 201V198H122L123 196H126V197H128L126 194H127V192H125ZM145 190V191H144ZM185 190V193L188 191V195L187 194H185V196H186V198L185 197H183V192L182 191H184ZM206 190V189H205ZM209 189H207V192H209L208 191ZM108 191V190H107ZM119 191H120V193H119ZM128 191V190H127ZM146 191H148L147 192V194H146ZM218 191L220 192L219 194H218ZM42 192V191H41ZM113 192V191H112ZM132 192V191H131ZM211 192V194L213 193L212 191H210ZM140 193V192H139ZM252 193H254L253 195H252ZM129 194H130V192H129ZM128 194V195H129ZM134 194V193H133ZM183 194V195H182ZM43 194H41V196H42ZM142 195V194H141ZM151 194L149 195L150 197L152 196ZM199 195V194H198ZM95 196V197H96ZM221 196V195H220ZM223 196H222V198H220V199H224L223 198ZM12 197V198H11ZM114 197V196H113ZM126 197H125V199H126ZM200 197V196H199ZM211 197H212V195H211ZM130 198V197H129ZM129 198H127V199H129ZM136 198V197H135ZM201 198V197H200ZM214 198V197H213ZM216 198V197H215ZM113 199V198H112ZM137 199V198H136ZM185 201H184V200ZM192 199V200H191ZM217 199V198H216ZM215 199V200H216ZM219 199V198H218ZM132 200H134V198L132 199ZM142 200V199H141ZM161 200H162V198H161ZM205 200V202L207 201V200H209V202H210V198L208 199H204ZM130 201V200H129ZM129 201H124V202H126L125 204L127 205V206H123V205H125V204H121V206L123 207H119V205H118V207L121 209L120 211H119V221L120 222H118V220H117V222H115V223H119L120 225H122L123 227L125 226V228H128L129 227V225L132 227V225H131V223L130 222H132L134 219V215L133 214H136V213H134V211L136 212V211H138L139 210V208L141 209V207H142V205H141V207H139L138 206V204H134V205H137V206H135V208H137L138 210H134V209H130V207L131 208H134V206H133V204H131V205H129V204H127V202H129ZM135 201V200H134ZM134 201H132V202H134ZM146 201V202H147ZM212 201H214V200H212ZM218 201V200H217ZM216 201V202H217ZM254 201L256 202V203H254ZM92 202V201H91ZM123 202V203H124ZM131 202V203H132ZM141 202V201H140ZM165 202V201H164ZM167 202V203H168ZM195 202L196 201H194V204H195ZM216 202H214L215 204L214 205H216ZM222 203V201H218V203ZM224 202V201H223ZM89 203V202H88ZM122 203V202H121ZM197 203V202H196ZM206 203H208V201L206 202ZM219 203V204H220ZM94 204H96V203H94ZM99 204V203H98ZM97 204V205H98ZM118 204H120V203H118ZM162 204V203H161ZM166 204V203H165ZM165 204H163V205H165ZM169 204V203H168ZM167 204V205H168ZM201 204V203H200ZM204 204V203H203ZM211 204V203H210ZM225 204V203H224ZM117 205V204H116ZM140 205V204H139ZM197 205H198V203H197ZM197 205H196V207H197ZM205 205H207V207H209V205L208 204H205ZM220 205H222V204H220ZM219 205V206H220ZM230 205V206H231ZM101 206V205H100ZM113 206H115V204H113ZM130 206V207H129ZM146 206H148V205H146ZM162 206V205H161ZM168 206H170V205H168ZM167 206V207H168ZM172 206V205H171ZM170 206V207H171ZM181 206V207H180ZM195 206V205H194ZM193 206V207H194ZM212 206V205H211ZM210 206V207H211ZM218 206V207H219ZM226 206H223L222 205V207H223V209H221L222 211H220V213H218V214H220V215H217L216 214V216H219L220 217V219H221V217H223V216H225V214H226V212L224 211L223 212V210L225 209V207ZM139 207V208H138ZM170 207H168V208H170ZM195 207V208H196ZM199 207V206H198ZM197 207V210L199 209ZM203 207V205H201L200 206V209ZM210 207H209V209L207 210V208H206V210L207 211H209L210 210ZM213 207V206H212ZM211 207V208H212ZM221 206H220V208H222ZM125 208V210H123ZM155 208V209H154ZM168 208L166 209V212H167V210H168ZM183 208V207H182ZM194 208V209H195ZM228 208V207H227ZM115 209V208H114ZM157 209H159V207L157 208ZM202 209H204V208H202ZM216 209H218L217 208V206H216ZM142 210V211H143ZM155 210V211H154ZM170 210V209H169ZM174 210V209H173ZM180 210H181V212H180ZM212 210H213V208H212ZM214 210H215V208H214ZM220 210V209H219ZM101 211H102V209H101V207H99V206H96V205H94V206H89V207H87L84 211H83V223L85 224V226H86V228L88 229V231L90 232V235L92 236V239L96 242V244H97V242L99 243V240H102L103 239V236H102V233H103V230H104V228L102 229V221H101V215H100V213H101ZM143 211V212H144ZM172 211V210H171ZM170 211V212H171ZM186 211V210H185ZM194 211V210H193ZM196 211V210H195ZM200 211V210H199ZM230 211H232V210H230ZM228 209H227V213L230 215V212ZM160 212H161V210H160ZM163 212V211H162ZM165 212V211H164ZM197 212V211H196ZM205 212V211H204ZM219 212V211H218ZM29 213H30V215H31V217H32V221H33V224L34 225H37L38 227H40L41 228V230H42V232H44V219H45V214H44V211H43V208L41 207V206H39V205H37L36 203H34L32 206H31V208L29 209ZM209 213L211 214V215H215V213H213L212 214V212H210L209 211ZM208 213V214H209ZM172 214V213H171ZM184 214V213H183ZM182 214V215H183ZM186 214V213H185ZM185 214H184V216H185ZM195 214V213H194ZM197 214V213H196ZM208 214H205L206 216L208 215ZM227 214V215H228ZM133 215V216H132ZM166 215H170L169 213L168 214H166ZM165 215V216H166ZM175 215V214H174ZM177 215V218H175V216H173V214L171 215V217L174 219H178L179 218V216ZM193 215V214H192ZM227 215L225 216V217H227ZM232 215H231V217H232ZM101 216V217H100ZM158 216V215H157ZM164 216V215H163ZM164 216V217H165ZM190 216V215H189ZM196 216V215H195ZM209 216V215H208ZM140 217H142V216H140ZM162 217V216H161ZM169 217V216H168ZM197 217H198V215H197ZM205 217V216H204ZM203 217V218H204ZM211 217L213 218V216H210V218H208V219H211ZM118 218V217H117ZM171 218V219H172ZM186 218V217H185ZM200 218V217H199ZM224 218V217H223ZM222 218V219H223ZM233 218H232V222H233ZM139 219H141V218H139ZM143 219H145V218H143ZM142 219V220H143ZM149 219V220H148ZM168 219V218H167ZM187 219V218H186ZM192 219V218H191ZM206 220H207V222H208V219L207 218H205ZM205 219H203L204 220V222H205ZM229 219H231V218H229ZM228 218H227V220H229ZM132 220V221H131ZM165 220V219H164ZM183 220H185V219H183L182 218V220H177V222H179V221H181V223L184 225V224H186V223H184L183 222ZM192 220H194V219H192ZM192 220L190 221V222H192ZM196 220V219H195ZM211 220H213V224H215L216 226H215V228L217 227V224H220V223H218V222H214V221H219V218H218V220L217 219H215V218H213V219H211ZM211 220H210V223H211ZM141 221V220H140ZM149 221V222H148ZM159 221V219H157V222ZM167 221V220H166ZM166 221H165V223H166ZM172 220H170L169 222H171ZM202 221V220H201ZM223 221H225V220H223ZM229 221H231V220H229ZM229 221H225L227 224L228 223H232V222H229ZM157 222H155V223H157ZM163 222V221H162ZM175 222V221H174ZM174 222L172 223V224H174ZM176 222V223H177ZM187 222V221H186ZM189 222V223H190ZM223 223V224H225L226 225V223ZM159 223V222H158ZM157 223V224H158ZM175 223V227H177V226H179V225H177V224H179V223H177L176 224ZM119 224L117 225V226H119ZM193 224V223H192ZM204 224H206V223H204ZM222 224V222H221V225H222V227H223V229H225V225H223ZM229 224V225H230ZM232 224V225H233ZM113 225V224H112ZM148 225V226H149ZM168 225H169V223H168ZM183 225H182V227H183ZM221 225L219 226V228L221 227ZM232 225L230 226V227H232ZM149 226V227H150ZM172 227H174V225H171ZM186 226V225H185ZM184 226V227H185ZM188 226V225H187ZM192 226H194V225H192ZM198 226V225H197ZM208 226V225H207ZM121 227V226H120ZM162 227V226H161ZM168 227H170V226H168ZM181 227V226H180ZM181 227V228H182ZM183 227V228H184ZM190 227H191V225H190ZM205 227V226H204ZM209 227V226H208ZM208 227H207V229H208ZM211 227H214L213 225H211ZM227 227V226H226ZM130 228V227H129ZM128 228V229H129ZM146 228V227H145ZM163 228V227H162ZM164 228H165V226H164ZM180 228V229H181ZM189 228V227H188ZM188 228L187 229H184V230H182V232H184L185 230H186V232L188 233V234H190L189 233V230H188ZM198 228V227H197ZM200 228V227H199ZM198 228V229H199ZM215 228H214V230H215ZM113 229V228H112ZM121 229H122V227H121ZM141 229V230H140ZM147 229V228H146ZM145 229V230H146ZM156 229V228H155ZM169 229V228H168ZM167 229V230H168ZM170 229H171V227H170ZM201 229V228H200ZM217 229V228H216ZM232 229H233V227H232ZM127 230V229H126ZM125 229H124V231H126ZM157 230V229H156ZM163 230V229H162ZM165 230H166V228H165ZM165 231V234H163L164 236L165 235H167V232H170L171 230H168V231ZM176 230V229H175ZM177 230L179 231V229H178V227H177ZM176 230V231H177ZM205 231H206V229H204ZM209 230V229H208ZM115 231H116V229H115ZM118 231V230H117ZM131 230H129V232H130ZM164 231V230H163ZM217 231V232H216ZM220 231H222L221 229H220ZM220 231H218V230H215V232L216 233H218L219 234V236L217 235V237H216V234H215V232H214V234H215V237L216 238H218V242L219 243H221V246L223 247L224 246V244L223 243H225V242H227V240L224 238V236H223V233L222 234H220L221 232ZM127 232H128V230H127ZM132 232V231H131ZM130 232V233H131ZM144 232V231H143ZM153 232V231H152ZM159 232V231H158ZM180 232V231H179ZM225 232H226V234H225ZM115 233V232H114ZM161 233V232H160ZM171 234L173 233V235L175 234L176 235V233H174V232H170ZM170 233H168V236L169 235H171ZM181 233V232H180ZM186 233V234H187ZM141 234V233H140ZM161 234V236L160 237H162L163 235ZM182 234V233H181ZM232 234V233H231ZM130 234H128V236H129ZM153 235H154V233H153ZM175 235H174V237L173 238H175ZM184 236H185V232H184V234H183ZM192 234H190V235H188V236H191ZM127 236V237H128ZM131 236V235H130ZM144 236V235H143ZM145 236H148L147 234L145 235ZM226 236V237H227ZM132 237V236H131ZM138 237V236H137ZM140 237V236H139ZM141 237H142V235H141ZM176 237H177V235H176ZM179 237V236H178ZM193 237V236H192ZM192 237H191V239H192ZM53 238V237H52ZM146 238V237H145ZM164 239L163 240H165L166 239V236L165 237H163ZM169 238L171 239V236H169ZM169 238H167L168 240H170ZM215 238V239H216ZM229 238H231V236L230 237H228V241L230 240ZM140 239V238H139ZM142 239V238H141ZM166 239V240H167ZM176 240H177V238H175ZM180 239V238H179ZM178 239V241H176L175 240V243L176 242H179L180 240ZM194 239H195V237H194ZM226 241H225V240ZM137 240V239H136ZM146 240V239H145ZM144 240V241H145ZM147 240H148V238H147ZM149 240H150V238H149ZM148 240V242L147 243H150L151 242V240L149 241ZM189 240V239H188ZM198 240V239H197ZM130 241V240H129ZM235 241V242H236ZM101 242H103V241H101ZM134 242V241H133ZM165 243H166V241H164ZM182 242V241H181ZM181 242H179L178 243V245L179 244H181V245H179V248H180V246H183L182 244H183V242L181 243ZM187 242V241H186ZM216 243V241H215V245H217V244H219V243ZM234 241H230V243H232V244H234L233 243ZM127 244L129 243L128 241L126 242ZM138 243V242H137ZM147 243H145V244H147ZM161 243V242H160ZM169 243V242H168ZM168 243H167V245H168ZM190 243H192V242H190ZM228 243V242H227ZM226 243V245L228 246L229 244H227ZM130 244V243H129ZM129 244H128V246H129ZM156 244V243H155ZM187 244H189V243H187ZM194 244V243H193ZM192 244V245H193ZM231 244V245H232ZM11 245V244H10ZM52 245H53V247L55 248V250H57L58 252L60 251V249H59V247H58V244L56 243V240L53 238L52 239ZM131 245V244H130ZM142 244H140L139 246H141ZM160 245V244H159ZM162 245H163V243H162ZM161 245V246H162ZM234 245H236V244H234ZM234 245H232V246H234ZM259 245H261L260 247H259ZM189 246V245H188ZM187 246V247H188ZM226 246V247H227ZM230 246V245H229ZM229 247V249L231 248V250H232V248L233 247ZM239 246H241V245H239ZM146 247V246H145ZM190 247V246H189ZM217 248L219 247V246H216ZM235 247V246H234ZM238 247V246H237ZM237 247H235V248H237ZM262 247V248H263ZM47 247H46V244H45V240L43 239V242H42V245H41V247H40V250H39V254H40V261H39V264H53V262L51 261V259H50V257H49V252H48V250L46 249ZM163 248V247H162ZM161 248V249H162ZM176 248H177V246H176ZM179 248H177V249H179ZM215 248V247H214ZM220 249H221V247H219ZM218 248V249H219ZM228 248V247H227ZM100 249V248H99ZM98 249V250H99ZM160 249V250H161ZM164 249V248H163ZM173 249H174V247H173ZM190 248H188V250H189ZM220 249L218 250L220 253H221V251L222 252H224L225 250H228V249H225V247H224V249L223 250H221L220 251ZM234 249V248H233ZM238 249H241V248H239L238 247ZM238 249H236V252L238 253ZM152 250H154V249H152ZM167 250H168V248H167ZM167 250H166V252H164L165 254H167ZM176 250V249H175ZM174 250V251H175ZM262 250V249H261ZM163 251V250H162ZM171 251V250H170ZM173 251V250H172ZM173 251V252H174ZM177 251V250H176ZM175 251V252H176ZM234 251H235V249H234ZM233 251V252H234ZM263 251V250H262ZM169 252V251H168ZM186 252V251H185ZM184 252V253H185ZM219 252H217V254L219 253ZM227 252H229V251H227ZM226 251H225V253H227ZM233 252L232 251H230V253H232L233 254ZM234 253V254H236V257H238V255H237V253ZM148 253V252H147ZM151 253V252H150ZM180 253V252H179ZM179 253H175V255L177 254V256L179 255ZM219 253V255L217 256V255H214V257L215 256H217L218 258H222L223 257V255L225 254H220ZM230 253L228 254L227 253V255L229 256L230 255ZM261 253V252H260ZM1 254V253H0ZM161 254V253H160ZM168 254H170V253H168ZM187 254V253H186ZM240 254H241V252H240ZM133 255V254H132ZM132 255L130 256V257H132ZM154 255H156L155 254V252H154ZM158 255V254H157ZM157 255H156V257H157ZM170 255H172V257L174 258V261H176L175 259H177L178 260V257L177 258H175V256H173L174 254L171 252V254ZM220 255H222V256H220ZM166 256V255H165ZM165 256L163 257L165 260L164 261H166L167 260V258H168V255L166 256L167 258H165ZM185 256V255H184ZM235 255H231V257L233 258ZM142 257V256H141ZM172 257H171V259H172ZM180 257V256H179ZM216 257V258H217ZM225 257H226V255H225ZM225 257H223V258H225ZM230 257V256H229ZM235 257V258H236ZM158 258H162V255H161V257H159V255H158ZM180 258H182V257H180ZM234 258V259H235ZM128 259V258H127ZM132 259H134L135 261L137 260V259H135L134 257L132 258ZM144 259V258H143ZM228 259H231V258H228ZM227 259V260H228ZM234 259H231L232 260V262H233V260ZM239 259H241V257H240V255H239ZM140 260H142V259H140ZM173 260V259H172ZM221 260V259H220ZM223 260H225V259H222V261ZM227 260L225 261V263L224 264H226V263H228L227 262ZM131 261V260H130ZM133 261V260H132ZM145 261H146V258H145ZM221 261V264H223V262ZM234 261H236V259L234 260ZM137 262H140V261H137ZM156 262V261H155ZM166 262H168V261H166ZM165 262V263H166ZM171 263H172V261H170ZM177 262H181V261H177ZM183 262V261H182ZM218 262H220V261H218ZM239 262H240V260H239ZM239 262L237 261V263L239 264ZM143 262L141 261V264H142ZM241 263V262H240ZM67 264H77L76 263V261L75 260H71V259H69V260H67ZM131 264H132V262H131ZM134 264V263H133ZM137 264V263H136ZM145 264V263H144ZM164 264V263H163ZM168 264V263H167ZM175 264V263H174ZM181 264H183V263H181ZM218 264V263H217ZM220 264V263H219ZM230 264V263H229ZM231 264H233V263H231Z\"/></svg>",
  "mask_w": 264,
  "mask_h": 264
},
{
  "label": "trees",
  "instance_id": "16d2710c",
  "mask_svg": "<svg viewBox=\"0 0 264 264\" xmlns=\"http://www.w3.org/2000/svg\"><path fill=\"white\" fill-rule=\"evenodd\" d=\"M63 7L65 8V10L67 11V13L73 17V12H72V7L70 6V4L68 3V0H63ZM77 33V31H75ZM30 159V155H21V156H17L16 157V165L17 168L20 170V172H22V178L24 180V185L25 188L28 192L29 195H31L32 199L35 197V191H31V187H30V179H31V175L29 173V168L27 167L26 171L22 170V162L24 160H29ZM34 181V179H33ZM36 182V181H34Z\"/></svg>",
  "mask_w": 264,
  "mask_h": 264
},
{
  "label": "water",
  "instance_id": "95a60500",
  "mask_svg": "<svg viewBox=\"0 0 264 264\" xmlns=\"http://www.w3.org/2000/svg\"><path fill=\"white\" fill-rule=\"evenodd\" d=\"M46 167L48 168V158H46Z\"/></svg>",
  "mask_w": 264,
  "mask_h": 264
},
{
  "label": "clouds",
  "instance_id": "9594fccd",
  "mask_svg": "<svg viewBox=\"0 0 264 264\" xmlns=\"http://www.w3.org/2000/svg\"><path fill=\"white\" fill-rule=\"evenodd\" d=\"M185 167H186V165H185Z\"/></svg>",
  "mask_w": 264,
  "mask_h": 264
}]
</instances>
